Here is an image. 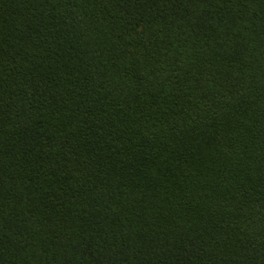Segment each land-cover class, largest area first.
<instances>
[{"label":"trees","instance_id":"16d2710c","mask_svg":"<svg viewBox=\"0 0 264 264\" xmlns=\"http://www.w3.org/2000/svg\"><path fill=\"white\" fill-rule=\"evenodd\" d=\"M0 264H264V0H0Z\"/></svg>","mask_w":264,"mask_h":264}]
</instances>
